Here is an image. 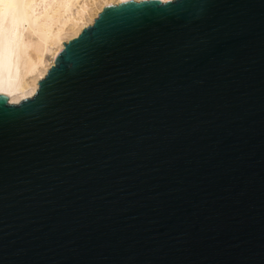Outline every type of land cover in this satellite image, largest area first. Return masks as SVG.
Wrapping results in <instances>:
<instances>
[{"label": "water", "instance_id": "water-1", "mask_svg": "<svg viewBox=\"0 0 264 264\" xmlns=\"http://www.w3.org/2000/svg\"><path fill=\"white\" fill-rule=\"evenodd\" d=\"M98 16L0 96V264H264V0Z\"/></svg>", "mask_w": 264, "mask_h": 264}, {"label": "bare ground", "instance_id": "bare-ground-1", "mask_svg": "<svg viewBox=\"0 0 264 264\" xmlns=\"http://www.w3.org/2000/svg\"><path fill=\"white\" fill-rule=\"evenodd\" d=\"M126 1L0 0V96L9 104L33 98L63 43L79 37L106 7Z\"/></svg>", "mask_w": 264, "mask_h": 264}]
</instances>
